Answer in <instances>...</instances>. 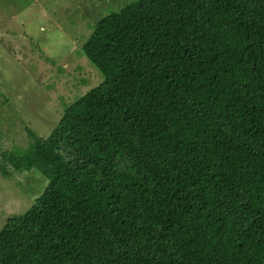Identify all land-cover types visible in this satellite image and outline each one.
Instances as JSON below:
<instances>
[{"label":"trees","instance_id":"obj_1","mask_svg":"<svg viewBox=\"0 0 264 264\" xmlns=\"http://www.w3.org/2000/svg\"><path fill=\"white\" fill-rule=\"evenodd\" d=\"M83 51L103 81L11 155L48 185L0 264H264V0H134Z\"/></svg>","mask_w":264,"mask_h":264},{"label":"rangeland","instance_id":"obj_2","mask_svg":"<svg viewBox=\"0 0 264 264\" xmlns=\"http://www.w3.org/2000/svg\"><path fill=\"white\" fill-rule=\"evenodd\" d=\"M134 0H0V230L36 203L48 181L11 155L47 138L65 105L103 81L83 45L95 24ZM3 172H6L4 174Z\"/></svg>","mask_w":264,"mask_h":264}]
</instances>
